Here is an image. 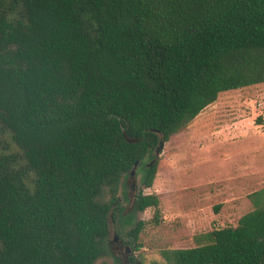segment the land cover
<instances>
[{
	"label": "trees",
	"instance_id": "1",
	"mask_svg": "<svg viewBox=\"0 0 264 264\" xmlns=\"http://www.w3.org/2000/svg\"><path fill=\"white\" fill-rule=\"evenodd\" d=\"M261 83L264 0H0V264H96L111 219L138 250V213L162 210L132 170L152 187L161 140ZM248 197L166 263L264 264V187Z\"/></svg>",
	"mask_w": 264,
	"mask_h": 264
},
{
	"label": "rangeland",
	"instance_id": "2",
	"mask_svg": "<svg viewBox=\"0 0 264 264\" xmlns=\"http://www.w3.org/2000/svg\"><path fill=\"white\" fill-rule=\"evenodd\" d=\"M156 162L150 188L142 181L144 167L137 166L130 196L133 201L140 191L157 193L161 222H153L152 208L138 213L146 225L134 250L126 243L130 225L111 219V254L96 264H128L130 255L141 264H167L163 249L196 246L203 242L200 234L236 226L254 208L248 194L264 187V83L221 92L170 137Z\"/></svg>",
	"mask_w": 264,
	"mask_h": 264
},
{
	"label": "water",
	"instance_id": "3",
	"mask_svg": "<svg viewBox=\"0 0 264 264\" xmlns=\"http://www.w3.org/2000/svg\"><path fill=\"white\" fill-rule=\"evenodd\" d=\"M165 143L166 142L164 140L160 141L158 147L156 148V157L150 162V164H149L150 166H152L157 161L158 157L161 155V153L164 149ZM135 170H136L135 168L132 170V175L135 174ZM134 188H135V182H133V184H132V189L134 190ZM115 240H118L117 236L115 237ZM127 251H129V250L127 249Z\"/></svg>",
	"mask_w": 264,
	"mask_h": 264
}]
</instances>
